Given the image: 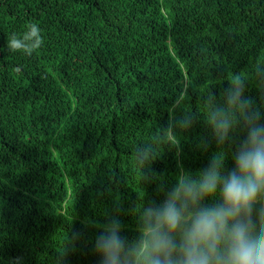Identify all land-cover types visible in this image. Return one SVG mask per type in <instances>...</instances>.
<instances>
[{
  "label": "trees",
  "instance_id": "obj_1",
  "mask_svg": "<svg viewBox=\"0 0 264 264\" xmlns=\"http://www.w3.org/2000/svg\"><path fill=\"white\" fill-rule=\"evenodd\" d=\"M31 23L42 46L12 51ZM262 68L264 0H0V264H99L112 216L134 238L136 207L227 154L210 98L238 77L259 102ZM184 118L179 150L157 141ZM142 145L155 150L146 169Z\"/></svg>",
  "mask_w": 264,
  "mask_h": 264
},
{
  "label": "clouds",
  "instance_id": "obj_2",
  "mask_svg": "<svg viewBox=\"0 0 264 264\" xmlns=\"http://www.w3.org/2000/svg\"><path fill=\"white\" fill-rule=\"evenodd\" d=\"M41 31L29 24L22 35L13 34L10 49L31 55L43 44ZM210 101L211 138L219 149L226 145L227 154L214 152L195 173L181 169L171 188H160L162 200L136 207L134 238L123 235L118 216L109 218L94 240L99 264H264V95L253 100L245 81L234 77L222 100ZM191 123L190 118L176 120L157 141L179 150L176 131ZM237 133L242 135L238 141ZM200 147L206 149L207 140ZM136 155L143 169L155 160L152 145L138 147Z\"/></svg>",
  "mask_w": 264,
  "mask_h": 264
}]
</instances>
